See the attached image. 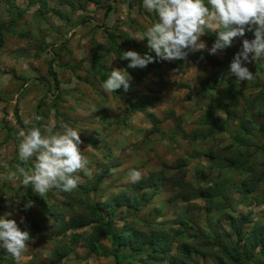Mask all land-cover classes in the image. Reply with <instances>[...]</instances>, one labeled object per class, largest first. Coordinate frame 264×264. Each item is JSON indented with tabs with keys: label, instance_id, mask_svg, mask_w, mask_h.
Returning <instances> with one entry per match:
<instances>
[{
	"label": "rangeland",
	"instance_id": "374dc122",
	"mask_svg": "<svg viewBox=\"0 0 264 264\" xmlns=\"http://www.w3.org/2000/svg\"><path fill=\"white\" fill-rule=\"evenodd\" d=\"M28 2L27 0L16 1L19 9L15 8L12 15H16L20 10H24L25 15L17 21L13 32L0 34V38L3 37L1 43H4L1 45L3 47L16 45L18 49L36 52V57L46 49L47 53L43 57L50 64V71L41 78L48 89L46 97L42 99L40 97V103L44 105V110L52 108L53 103L50 101L54 102L56 110L58 107H62V113H68V107L71 106L72 110H75L76 105L83 106L82 108L86 107V110L81 111L80 109L75 114H71L75 117L77 115L81 118L84 117L87 120L85 121L87 124L79 123V126L74 129L80 132L81 141L84 137H95L100 141L93 143L94 146H89L86 143L79 145L82 154L88 160V165L75 174L79 183L74 190L65 192L53 188L44 197L34 192L38 197L35 198L33 195L28 194L27 196L24 188L28 185L23 184V177L18 172L14 179H9V172L16 171L17 164L31 169L35 162V158L27 164L19 160V133L27 131V128L33 126H40L42 131L48 127H54L59 131L62 130L61 124H56L55 119L49 117L50 114L47 115L45 111L43 116H47V118L45 117L49 121L47 123L33 121L30 122L32 124L26 125L15 113L7 121V128H3L6 136H4V140H0V143L4 144L0 148L2 150L0 152V216L11 213L9 218L15 219L20 229L28 231L30 234L31 239L27 242L28 246L22 253L19 264H46L53 258V251L59 247L61 242L71 245L73 253L61 264H114L113 257L91 254L83 242L73 243L71 236L74 233H96L98 225L93 223L92 217L88 215L91 212L88 205L107 201L108 197L110 200L113 195L120 193L122 189L132 184L133 182L128 178L132 169L140 171V182L143 180L146 182V179L150 177V180L158 182L160 187L156 194L152 189L147 190L153 195V199L138 212L133 209L122 210L113 207L111 208L112 214H110L108 207L103 208L101 213L106 218L105 221L111 218L114 228H122L124 225L122 217L124 216L133 227L145 231V221L150 219L153 224L160 226L158 228L170 233L173 249L160 255L162 264H176L173 255L179 260L186 261L185 264H217L216 257L206 256L200 250L192 252L191 257H186L179 252L180 244L191 243V247L194 249L205 245L203 239L197 240L196 233L201 232L221 237L224 235V231L232 232L233 221L239 213H251L255 222L263 223L264 182L257 195L249 197L248 202L242 203L244 195L240 183L243 174L236 175L232 170H227L224 175L225 181L228 182L226 199L207 201L194 193L190 201H183L184 195L188 193L189 189L192 190L195 183L193 185L187 180L189 183L187 184L181 180L180 165L187 162V166H189L188 161L192 159L189 155L188 139L182 137V131L190 132L191 128L195 127L197 118H201L200 116L205 113V109L209 106L207 104L212 100L215 101L216 97H224V90L232 88L231 83L223 81L225 77H229L233 79V82H236V77L230 73V63L234 58L231 53L242 49L244 39L249 41L254 39L253 34L248 32L244 37L234 38L232 45L220 51L218 55H209L206 51L191 53L197 55L198 60L190 65L184 66L180 61L177 63L169 61L166 64L167 61L156 57L155 52L148 49L146 38L139 40L143 38L147 29L158 21L157 13L145 9L143 0H101L99 4L90 3L83 9L84 4L79 2V8L75 12H71V8L68 6H61L64 12L71 14L69 22L47 10L40 14L38 11L40 4L30 5ZM205 3L207 6V0ZM49 6L50 8L57 6L56 0H49ZM9 18L7 5L0 2V21L7 24ZM218 29L222 28L216 25V31ZM213 36L206 34L201 37L209 48L213 44L211 41ZM112 38L122 49L120 53L133 50L141 55L147 53L153 56V65L157 66L159 71L149 69L147 65L146 70L142 72V78L137 79L138 68H128L129 61L120 59L122 54L114 51L110 45ZM42 43L48 47L41 48ZM1 48L0 46V50ZM4 54L1 52L0 57ZM253 55L250 54V62L245 66L254 74V78L250 81L235 83L236 87L242 89L241 94L245 98L250 95L254 98L260 91L264 93V57L252 59ZM228 57L232 60H229ZM102 64L103 66H101ZM29 66L33 68L31 65ZM75 67L79 74V79L75 82L77 88L73 87L74 82L71 80V73H74ZM116 68L125 70L124 75L131 77L130 87L127 91L121 87L115 92H105L102 84L110 76L111 70ZM51 69L57 75L59 74L60 78L65 79L62 87L54 86ZM0 70L3 69L0 68ZM221 78L223 82H221ZM22 81L15 80V88H20L18 92L26 93L28 88L21 84ZM30 84L29 91L33 92V84ZM215 84L217 87H214ZM137 87L140 88L135 95ZM51 90L54 92L52 93ZM149 90L153 94H146ZM71 92H75L78 96L71 97ZM137 97L141 103L135 110L136 108L131 104L135 100L137 101ZM27 99L31 104L37 100L36 97ZM246 107V102L238 105V118H241ZM6 109L7 107L4 108L5 112H7ZM23 109L26 110V108ZM260 109L264 111V105L260 108L254 106V109L250 110L258 125L264 124L262 116L259 114ZM58 112H61L60 108ZM212 114L213 119H227L223 111L217 112L213 109ZM150 116L154 118L151 119ZM232 122L231 119H228L226 124L215 126L214 131L224 126L222 131L217 130L213 133L207 130L202 132L206 138L194 141L196 149H192L193 153L195 151L197 154L203 155L211 150L214 152L224 151L225 148L231 146L232 135L237 131V123ZM8 130H12L10 138ZM0 137L2 136L0 135ZM262 140L264 141V130L261 135L258 132L256 135L254 133V142L259 144H256V148H249L250 151L258 152L259 160L264 157V147L258 148ZM104 144H110L113 147L112 156H104ZM13 157L14 159L9 161ZM207 163L208 160L204 165H207L206 172L209 173L210 166ZM103 169H105L103 172L110 171L111 174L102 180L99 189H91L87 193L77 190L81 185L94 180ZM113 169L116 171L113 172ZM185 169L189 172V176L192 175L190 167ZM139 193L142 194L143 191H139ZM78 197L80 200L77 199ZM27 201H33V206L25 209ZM51 211L59 214L56 217L55 215L50 217ZM64 215L65 220L61 222ZM108 215H112V217ZM184 217L190 220L194 229L184 226L182 222ZM21 218H23V223H21ZM71 220L76 225L75 228H69ZM54 223L59 225L55 226ZM51 233H53L52 236ZM99 240L103 245L112 247L110 239L101 237ZM121 251L127 253L131 249L121 247ZM131 259L130 264L132 260L135 261V259ZM249 260L246 261V264H264L262 247H257L253 259L251 262ZM0 264H17V262L6 253V250L0 249Z\"/></svg>",
	"mask_w": 264,
	"mask_h": 264
},
{
	"label": "trees",
	"instance_id": "16d2710c",
	"mask_svg": "<svg viewBox=\"0 0 264 264\" xmlns=\"http://www.w3.org/2000/svg\"><path fill=\"white\" fill-rule=\"evenodd\" d=\"M16 1L17 0H0V2H3L7 5V13L10 16V18L8 19L9 22L7 24L6 22L4 23L0 21L1 35L6 34V32H13L17 21H19V19L23 15H25L24 10H20L16 13V15H12L15 8L19 9ZM27 1H29L28 3L30 5L39 3L40 6L38 11L40 14H42L44 10H47L55 13L58 17H60L64 21L66 20L67 22L71 20V14L64 12L61 9V6H68L71 8V12H75L79 8V2L84 4L82 6V9L90 3L99 4L101 2V0H56L57 6H52L53 8H50L49 0ZM109 8H111V5H109ZM217 31L208 33L210 35H214L212 37L213 40H216L217 38ZM2 41L3 37L0 38L1 47L4 44L1 43ZM110 45L114 51H117L118 53L122 51L117 41L113 38L110 40ZM47 47L48 46L46 44L42 43L41 48ZM237 52L238 51H233L231 54L235 55ZM228 58L229 60H232L230 57ZM153 64L154 62L148 64V68L154 71L159 70V68L157 66H154ZM101 66H103V64ZM145 70V68H138L139 73L136 74L137 79L142 78V72H144ZM51 71L53 72L52 76L54 77L55 85L56 87H58L60 85L58 75L54 70L51 69ZM14 75L16 78H20L16 73H14ZM102 77L104 76L102 75ZM225 78L223 79V81L231 83L232 88L229 90H224V97L218 95L219 97H216V100L212 101L211 104L205 109V113L201 115L200 118L201 130L203 132V129L209 126H213L214 128H216V125H224L226 124L228 119H231V121L237 123V131L236 134L232 135L233 143L231 144V146L225 148L224 151L219 150L222 152H214L213 150H211L210 152H207V154L204 153L211 158H217V163L209 167V173H207V170L205 169H203L201 173H197L199 174V176H201V179L199 180V186H196L195 183V186L192 188V190H188V193L185 194L183 198V201L186 202L190 201L194 193L197 194L199 198L205 199L207 201H213L214 199H226L228 182L225 181L224 175L225 171L227 170H232L234 172L232 173L236 175L241 173L243 174V179L240 183L244 195L241 201L242 203L248 202L249 197L257 195V193L260 192L262 184L264 182V157L259 160L258 152L253 150L250 151L249 149L253 147L256 148V144H259L258 142H254V133L256 135L258 132L261 135L262 131L264 130V124H260L262 125L260 127V125H258V123L254 120L253 115L250 111L251 109H254V106H258L259 108L261 106L263 107L264 93L263 91H260L254 98L252 97V95H250L249 97L247 95L248 98L253 99L245 98L244 95L241 94L242 89L236 87L237 85H235L237 81L233 82V79H230L229 77ZM223 81L221 78V82ZM214 87H217V85L215 84ZM210 88L213 89L212 86H210ZM242 102H246L247 107L245 109V112H242L243 114L241 118L243 120L241 121V118H238V105L240 106ZM139 103L141 102L139 101V97H137V101L135 100V102L132 103L131 106L136 108L135 110H137L139 108ZM213 109L217 112L223 111L226 114L225 118L227 119H213ZM262 110H259V114L262 116V122L264 123V111ZM150 118L153 119L154 117L150 116ZM39 128L41 129L40 126ZM223 128L224 126L217 130L222 131ZM8 131L10 132L8 136L10 138L12 136V130ZM215 131H213V133ZM202 132L200 130H192L190 132L182 131V137L185 139L191 138L192 140H201L205 137ZM99 141L100 139L98 140L95 137H84L82 139V143L84 145L86 143L89 146H94L93 143ZM260 143L261 144L258 145V148L261 149L262 147H264V141L262 140ZM103 148L105 150V157L112 156L113 147L110 144H104ZM186 165L187 162L180 165V169L182 171L181 180L182 182H186L187 184H189L188 174L185 169ZM104 170L105 169L101 170L99 174L96 175V178L90 183L81 185L80 189L77 190L79 192L87 193L91 189H99V184H101L102 180L110 176L111 174L109 173L110 171L103 172ZM215 171L217 174H214ZM212 174L216 176L214 177V175ZM204 177L205 181L202 180V178ZM159 187L160 185L158 184V182L154 181L153 179L150 180L149 177V179H146V182L145 180H143V182L138 181L126 186L120 193L113 195L110 200L108 197V200L106 199L107 201L100 202L99 204L92 203L91 205H88V208L91 210L90 214L88 215L92 217V222H95L98 225L96 233H74L71 236V241L73 243H78L80 241L83 242V244H85L86 248L91 254L103 255L104 257H113L115 260L114 264H130V258L135 259L136 257L138 258H136L135 261L131 259V264L132 262L133 264H162V256L160 255L168 253L171 249H173V242L171 241L172 238L170 236V233H167V231L158 228L160 226L153 224V221L150 219L145 221L146 230L140 231L139 229L133 227L131 223L127 222V218H124V216L122 217V220L124 222L123 227L114 228L113 219L110 218L105 221L106 218H104L101 213V210L105 207H108V212L110 214H112L111 208L113 207H118L122 210L133 209L135 212H138L143 206H146V204H148L153 197V195L147 190L152 189L154 194H156V191ZM32 189L33 186L31 184H29L28 187L24 188V190L27 192V196L29 194L31 196L33 195V197L35 198H38ZM139 191H143V193L140 194ZM77 199L80 200V197H78ZM58 214V212L52 213L51 211L49 216L52 217V215H55L56 217ZM108 216L112 217V215ZM64 220L65 215L61 219V222H64ZM182 222L188 229L194 227L190 220L187 219V217H184L182 219ZM179 223L181 224V222ZM54 224L55 226L59 225L58 223ZM75 226L76 225L71 220L69 223V228H75ZM232 226V232L224 231V235L221 237L210 236L208 234H203L199 231H195L199 232L196 233V237L198 238L197 240L203 239L205 245L192 249L191 243L184 242L180 244L179 248L181 250L179 252L184 254L186 257H191L192 252H197L198 250H200V252L206 256L216 257L217 264H246V261L249 259V262H251L254 256L255 249L257 247H262V251H264V222H255V220L251 217V213H239L238 217H236V219L233 221ZM52 234L53 233H51V236ZM101 237L110 239L112 247L110 248L107 245H103L99 240ZM120 246L124 249H131V251L127 253L125 251H121ZM71 253L72 246L61 242L59 247L57 249H54L53 258L50 259L46 264H61L63 260L67 258ZM173 258L176 264H185L186 262L183 259H177L175 255H173Z\"/></svg>",
	"mask_w": 264,
	"mask_h": 264
},
{
	"label": "clouds",
	"instance_id": "9594fccd",
	"mask_svg": "<svg viewBox=\"0 0 264 264\" xmlns=\"http://www.w3.org/2000/svg\"><path fill=\"white\" fill-rule=\"evenodd\" d=\"M143 6L149 12L158 15V21L144 33L147 47L156 57L165 61H185L189 54L206 51L209 55H218L220 51L232 45L233 39L253 34L254 39H244L242 49L230 63V73L237 82L250 81L254 74L245 66L252 59L264 57V0H143ZM217 31V38L209 48L201 39L206 29ZM120 59L128 60V68H145L154 62L153 56L141 55L137 51L122 52ZM203 59V56H201ZM123 69H112L110 76L102 84L105 92H115L123 87L127 91L131 77L124 75ZM37 120L40 117H36ZM29 121H25L27 125ZM62 130L54 127H29L19 133V160L27 164L35 158L33 169L20 164L16 171L9 172L14 179L17 172L23 177L25 186L31 184L33 191L44 197L51 189L65 192L74 190L78 183L75 175L88 165L79 145L82 143L80 132L67 124H61ZM113 172L116 170L113 169ZM133 183L141 179L140 171L132 169L128 177ZM33 201H27L25 209L31 208ZM11 213L0 216V249L19 264L22 253L31 239L28 231H22ZM21 218V223H23Z\"/></svg>",
	"mask_w": 264,
	"mask_h": 264
},
{
	"label": "crops",
	"instance_id": "0c3cea01",
	"mask_svg": "<svg viewBox=\"0 0 264 264\" xmlns=\"http://www.w3.org/2000/svg\"><path fill=\"white\" fill-rule=\"evenodd\" d=\"M220 30V29H218ZM207 35L209 32H212L209 29H206ZM211 41L214 43L215 40H213L211 38ZM21 49V50H20ZM3 52L5 53L4 55H2V57H0V68L3 69L2 71L0 70V135L2 137H0V140H4V131L3 128H7V121L9 119H11V117H13L14 113L16 114V116L18 118H20L24 124L25 121H29V123L27 125H30L32 123L30 122H35V121H45V123L49 122L46 118L47 116H43V112L45 111L49 115V117H52L53 119H55V123H60V124H67L70 127L74 128V127H78L79 123H85L87 124L86 119L81 118L80 116L77 115V117H75V115H71V114H75L76 111H79L81 109L82 110H86V107L82 108L83 106H75V110H72L73 107H68V113H62L63 112V108L62 107H58V110H56V108H54V102L50 101V103H53V106L51 109H46L44 110V105L42 103H40L41 99L43 97H46V95L48 94V89H47V85L42 82L41 78L43 76H46L49 73V68H50V64H48V61L45 59V57H43L45 55V53H47V50L45 49L43 51V53L40 55L38 54V56H35L36 52H33L34 55L31 51L29 50H24L22 48H17L16 45H8L7 47H3L0 50V53ZM196 60H198L197 55L195 54H190L187 58V60L185 61H180V63L183 62L184 66L185 65H190L192 63L197 62ZM169 61L166 62V64ZM175 63H177V61H174ZM21 64H23L21 66ZM165 64V65H166ZM29 65H31L33 68H31ZM166 69V68H165ZM159 71V70H157ZM169 71V70H168ZM14 73H16L20 78L17 79L14 75ZM170 73V72H168ZM72 82H74L73 87L77 88L76 86V81L79 79V74L77 72L76 67L74 68V73L72 72ZM166 75H169L166 73ZM49 76V75H48ZM127 76V75H126ZM58 78H59V82H60V87H62L63 83H65V79L63 80L62 78L59 77L58 74ZM166 78V77H165ZM32 79V80H31ZM15 80H23L21 82V84H23V86L27 87L28 92L24 93V92H18V90L20 88H15ZM54 80V79H53ZM75 80V81H74ZM18 82V81H17ZM33 84V92L29 91L31 88V84ZM52 83V81H51ZM54 86H56L54 84ZM20 87V86H19ZM140 87L136 88V93L135 95H137V92L139 90ZM18 92V93H17ZM51 92L53 93L54 90ZM21 94V96H20ZM146 94L151 95L153 93H151V90L147 91ZM71 97L76 98L78 95H76L75 92H71ZM32 98V97H36L37 100L34 101L33 104H31L29 102V100L27 98ZM41 97V99H40ZM207 101V100H206ZM213 101V100H212ZM47 102V101H46ZM28 104H30V107H28ZM75 104V103H74ZM211 103H208L207 105H210ZM6 111H4V108H6ZM23 108H26V110H24ZM59 108L61 110V112L59 111ZM9 111V113H8ZM176 112H178L177 110H175ZM19 113V114H18ZM20 115V117H19ZM36 117H40L39 120L36 119ZM46 117V118H45ZM201 117V116H200ZM234 122V121H233ZM232 122V123H233ZM199 126V128H198ZM185 128V127H184ZM214 127L213 126H209L205 129H203L204 131H214ZM192 130H201V124H200V118L198 117L195 123V127L191 128ZM185 139V138H184ZM10 142V140L8 139L7 142ZM194 141H200V140H192L191 138H188V142H189V155L190 157H192V161L189 160V166L186 165V168L191 169L190 173L192 175H188V180L194 184L196 183V186H199V180L201 179V176H199V174L197 173H201L203 171V169H206L207 165L206 164V160H208V166H212L215 165L217 163V158H211L205 154H197L195 151L193 153V150L196 149L194 148ZM8 142V143H9ZM4 144L0 143V148L3 146ZM193 149V150H192ZM2 150L0 149V152ZM202 155V156H201ZM14 157L12 159H10L9 161L13 160ZM9 161L6 162V164H9ZM31 169H33V167H31ZM189 172L187 171V174ZM214 174H217L216 171L214 172ZM212 174V175H214ZM203 181H205V177L202 178ZM153 199V198H152ZM73 254V253H72ZM71 255V254H70ZM69 257V256H68Z\"/></svg>",
	"mask_w": 264,
	"mask_h": 264
}]
</instances>
